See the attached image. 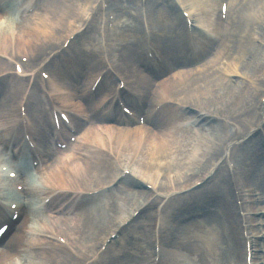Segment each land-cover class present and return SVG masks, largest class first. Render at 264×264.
<instances>
[{
  "label": "bare ground",
  "instance_id": "6f19581e",
  "mask_svg": "<svg viewBox=\"0 0 264 264\" xmlns=\"http://www.w3.org/2000/svg\"><path fill=\"white\" fill-rule=\"evenodd\" d=\"M72 1L74 0H52L47 5L40 6L34 15L16 21L5 16L2 10L3 0H0V68H2L0 73L9 69L4 57H6L7 52H11L14 48L17 49V52L28 53L34 60L38 48L41 47L40 52L45 51L49 42L58 43L61 40L63 41L64 36H69L71 32L77 31L78 26L82 22L80 12L85 15L91 0H81L82 8H78ZM236 1L228 0L227 17L221 46L206 64L193 70L186 69L189 61L199 59L202 53L199 52L196 58L189 60L190 52L186 51L187 45H185V39H183L184 34L179 29L180 23L178 21L176 23L170 22L172 19L162 11V14H159V20L164 30L166 47L164 57L166 58L167 56L165 66L157 74L147 73L146 75L136 76L129 72V63L127 66H119L117 63L111 62L116 69L117 75L122 77L129 89L135 88L140 92L142 90L144 92L146 88L153 89L150 105L162 106L152 118V122L148 120L147 128L145 129L134 128L128 133L120 131L119 126L116 125V119H112V114L118 113V110L115 108L113 112L111 111V102L108 104L106 102V105L102 107L103 102L106 101V98L112 93L114 88H112V81H110L112 78L103 71L107 69L108 65L106 66L102 63L100 57L98 59L96 52H82V54L90 55V57L96 55L97 59L93 57L88 63L79 66L78 70L71 68L68 71V73L72 72L71 77L70 75H64L67 71H58V76H60L59 78L54 77V79L59 87H57L55 92L51 91L52 93L48 92L47 94L49 102L51 100L54 108L60 109V104H64L67 109H75L83 116L89 110L93 117L101 120L100 122L115 123V126L100 127L98 133L103 132L105 134L104 137H100L93 129L87 128L82 134V141L74 146L76 151L84 152V156H74L70 152L60 153L56 157L50 158L44 167L43 164L35 170V182L32 183V186L22 181L23 186H25L28 204L22 203L21 215L23 220L6 243V248L0 249V252L5 251V254L0 256V264H14L15 260L21 261L22 264H98L97 262H87L84 257L86 248L83 246L82 241H92L104 234L103 237L108 238L116 229L114 225L119 222L123 223L131 214L129 212L135 205H137V208L143 202H146L148 197L153 196L144 191L131 190L133 185L137 183L142 185V182H144L150 186H155L156 191L163 189L166 192L177 191L182 193L185 192V189L189 190L192 187L193 183L191 184V181L194 177L199 176L195 181H201L204 180V175H208L207 173L209 172L198 175L200 170L206 166L207 158H212L207 165V169H210L209 165L211 162L220 160L225 154L234 155L226 147V142L229 139H226L228 132L226 133L225 124L221 122L218 125L214 124L215 118L220 115V113L215 115L216 112L225 108L231 110L236 106V110L230 111V114L234 117V120L241 123L243 131H247L249 125L254 127L257 124V120L251 115L252 106L246 107V103H251V101L248 94L245 96L243 90L245 83H230L229 80H224L222 75L227 74L237 77L238 74H241L239 71L231 69L228 62L233 59L238 61V64L241 63L240 59L244 58L245 53L240 49L241 46L239 44L249 39L250 42L253 41L256 39L254 38L255 35L258 37L259 34L255 31L259 23L257 19L260 18L261 11L264 12V2L260 0H242L243 5L240 6L235 4ZM218 2L219 0H204L205 4L199 6L198 15H191L193 23L214 31L215 27H217L213 19L217 16V13L214 12V7L218 8ZM242 7L251 8L252 11L259 10L254 13H243L241 11ZM188 9L193 14L191 8L188 7ZM231 12L234 16L239 14L237 21L245 23V30L236 34V39L239 43L237 46L240 50L233 53L234 50L232 48V52L226 54L223 45L226 41L225 34L227 35L229 31L228 15ZM14 26L18 31L15 40L9 35V29ZM131 28L133 29V38L121 40L118 51L124 52V56H128V60H131L140 68H145L146 62L143 56L145 41L136 26ZM192 34L195 40L194 47L204 48V43L201 42V40L205 41L204 36L194 29ZM251 48L256 50L252 46ZM112 57L116 58L114 55ZM261 58L258 57L252 62L253 69L256 70V66H262L264 69V57L262 56ZM224 59L227 61H223ZM162 64L163 61L156 66L157 69ZM100 73H103V81L96 92L91 94L90 88L94 79ZM163 73L164 76L157 78L158 75ZM73 76L76 79H72ZM15 81L22 82L18 79H15ZM256 82V86L254 85L256 89L254 88V90L258 92L262 85L260 81L256 80ZM197 84L200 89L198 94H194L191 89L194 86H198ZM23 88V86L18 87L17 94L10 106H6V109H0V155L11 149L19 156L31 155L24 143L14 142L17 136V129L23 127L18 119V101L23 93ZM35 95L36 93L34 92L27 106L30 111L29 119L32 124V132L34 134L35 130L39 135L45 137L43 134V120L46 113L41 109L40 100H38V107H29L32 104L31 100L36 99ZM235 99L240 100L237 102ZM243 99L244 101H242ZM22 100L19 106L23 102L24 105H27V99L22 98ZM240 101L242 105H240ZM244 102L246 103L244 104ZM215 103L218 104L216 105ZM219 103L223 104L222 107L219 106ZM229 103L232 106H227ZM210 104L212 105L210 106ZM189 107L195 108L196 111L191 112ZM107 111H109L108 114H105ZM197 111H200V113L198 114ZM230 114L226 116H230ZM221 115H225V113H221ZM207 116L210 118L207 119ZM243 122L248 123L245 130L243 129ZM182 124L200 125V127L198 130H184L182 129ZM74 125L75 129L80 131L81 126H83V120L74 121ZM204 127L207 128L205 129ZM44 142L47 145L46 147H48V143L45 140ZM96 147L107 151L108 154L110 153L114 158L113 163L109 155L96 152ZM203 159L205 161L202 163ZM116 161H118L119 165L116 164ZM125 170H133L140 181L130 183L129 176H125L122 180L116 182L119 175ZM159 170H163L165 175H172L169 185L160 184L158 178L153 175ZM241 172L245 176V180L249 179L256 188L264 189V154L258 152L248 155L246 160H243ZM20 174L21 179L24 180V170L20 169ZM116 184L119 186L122 184L123 186L119 190L123 189L125 191L124 197L120 199L122 206L112 202L106 203V206L100 209L90 210L87 207V192L97 191V195H100L106 191L110 192L112 188H119L116 187ZM0 185V195L5 197L3 188H8V184ZM212 195L215 196L213 190ZM48 197H51V201L47 208L52 214L75 213L77 215L75 216L76 218L37 220L32 214L34 212L33 209L41 206ZM140 200L142 202L138 204ZM211 203H215L218 207V210L209 211L207 209L206 214L209 213L208 217L211 216V221L208 220L205 211L203 212L202 210H200L202 213L201 217L197 218L192 216L193 209L182 212L183 215L180 217V219L182 218L181 229L186 236H183L186 241L184 259L170 262L162 252L159 257V264H244V247L242 245L241 251L239 240H236L234 247L231 249H229L230 247H227V249L223 247L226 243H224L225 240L222 234L228 235L229 221L226 213L230 207H227L226 201H210ZM160 204L159 196L154 195V199L146 208L154 205L155 212H158L157 208L160 207ZM181 205L182 208H191L188 203H181ZM175 207V210L179 212L180 208L177 205ZM211 207H214V205ZM260 209L257 211L253 210V213L259 215V218H264V208ZM161 210L164 211V207ZM140 215L141 213L137 217ZM8 216L9 211L4 205L0 204V223L5 221ZM28 216H33L32 222H35V226L27 227L30 223L28 222ZM196 216H199V213H196ZM258 225L263 227L264 223ZM154 227V224L147 223L150 233ZM28 229L37 235L34 239L25 234ZM47 230H50V233L56 232L58 235L57 231L61 232L64 235L63 238L65 239L66 237L68 242L70 238H73V245H75L74 254H66L62 259L61 246L43 236ZM159 230H163V228H159ZM148 231H143V237L145 236L146 240H148ZM211 234L216 235V237H212ZM257 236L255 235L251 241L252 257L250 263L264 264V260L262 262L257 261L259 259L257 247L263 246V244L253 246L257 243L259 238ZM259 239L264 241V236ZM41 244L44 245L45 249L38 251L37 248ZM127 244L130 246L129 251L123 249V247L120 248L114 255L109 257V263L112 264L116 255L122 254L125 256L118 263L132 264L133 258L137 257L134 252H137L140 248H138L139 246L136 243L128 242ZM260 251L264 252V247H261ZM139 252L141 253V251ZM222 257H227L228 262L224 263L221 260ZM135 264L138 263L136 262ZM145 264H153V262L147 263L146 261Z\"/></svg>",
  "mask_w": 264,
  "mask_h": 264
},
{
  "label": "rangeland",
  "instance_id": "374dc122",
  "mask_svg": "<svg viewBox=\"0 0 264 264\" xmlns=\"http://www.w3.org/2000/svg\"><path fill=\"white\" fill-rule=\"evenodd\" d=\"M80 1L81 0H75L74 1V5L78 6V8H82L83 7V5L81 4ZM95 1L96 0H91L90 5L92 3H94ZM111 1H115V0H111ZM260 1L261 2H264L263 0H260ZM139 2H140V0H135L134 2H132V0H129L128 2H126V0H121V2H120L121 9L119 11L113 10L114 13H115V15H116V26L119 27L120 25H125V22L128 21V18H131L133 21L132 20H130V21L133 24L135 22V25H136V21L132 18V16H130L129 13H131L130 9H132V10L135 11V14L138 15V17L140 16V13H139ZM148 3H149V7H150V12L153 15H154V12H156L157 10H159V7H156V4L160 3L161 4L160 6L162 7L164 13H166V8L168 6L169 7V10H170L169 13H170L172 19L176 18V21H177V19H179V15H177L175 13L174 8L173 9L171 8V6L168 4V1L167 0H148ZM235 4L237 6H240V5H243V2H242V0H240L237 3H235ZM214 9H215V7H214ZM241 9H242L241 11L243 13H254V12H257L259 10V9H257V11H252L251 8L246 9L245 7H242ZM194 12L195 13H198L197 7H194ZM174 14H175V16H174ZM238 15L239 14H237L236 16H234V14H232V12L229 14V31L227 32L226 40H227V42H229V46H231V50L233 48V50H234L233 53H235L236 51H239L241 49L245 53V56H244L243 59H240V61H241L240 64H238V61L233 60L232 58H228V59H232L230 61H234L235 62V65L238 64V66L241 67V70H242L241 73L244 76H247L251 81L254 80V83H250L249 84V83L245 82L241 78V74L239 75V77H233V78H231L232 79V82H236V83L238 82V83H243V84L245 83V85L243 87L244 88L243 90L245 92V96L248 94L249 97H250L249 100L251 101V103H248V104L246 102H244V104L246 103V107H248L250 105L253 106V105L258 104L259 103V98H264V91H263L264 90V69L262 68V66L261 67L256 66V70H257L256 71L252 67V62L255 59H258V57L261 58L262 56L264 57V54H263L264 53V12L261 11L260 18L258 17L259 19H257V20H259V23L257 24V26L255 28V31L258 32L259 35L257 37L258 39H254L253 40V41H255V43H253V41H251L252 42L251 43L249 41L250 39L248 41H245L244 43H242L243 41L242 42L240 41L241 42L240 44L235 42V41H237V39H236V36L237 35L236 34H238V33H240V32H242V31L245 30L244 29L245 28V23L244 22L242 23L241 21L240 22L237 21L239 19V18H237ZM81 17H82V14L80 12V18ZM158 17H159L158 14L155 13L153 20L156 21V18H158ZM141 19H143V18L141 17ZM136 20L138 21V18ZM130 21H128V22H130ZM139 21H140V18H139ZM247 23H251V22H247ZM92 24H94L97 27L96 29H98V30H96V31L91 30V32H87L86 35L83 36L82 38L75 39L72 42L71 46H70L71 52L78 53V50L79 51L80 50L81 51H84V50L89 51V50H91L93 52H96L98 54L97 56L99 58V57H101L100 56L101 55V48L105 47L108 50V45L112 44L111 41L108 42V41L103 40L104 45L101 46V44H99V36L101 34L102 35L104 34V29H102V24L100 23V20L97 19ZM144 27H146V26H144ZM181 27L184 30V26L182 25ZM142 28H143V25H142V23L140 21V27H139V29L142 31ZM128 30H132L133 31L132 28H129ZM132 31L125 32V31H122L119 28V30H118V32L116 34H119V40H120V38H121V40H130V39L133 38ZM120 33H122V34H120ZM145 33H147V32H145ZM254 38H256V35H255ZM92 40H93V43H92ZM60 43H61V41L57 43L58 47L60 46ZM237 44H239L241 46L240 49L238 48ZM251 46L254 47V48H256V50H253L251 48ZM40 48H38L36 50V53H35V55H36L35 61H39V59L37 57H41V59H43L45 57L43 55L44 54V51L40 52V50H41ZM230 52H232V51H230ZM94 56H96V55H94ZM63 58H64V62H65V56ZM107 58H108V53H107ZM223 61L226 62L227 60L224 59ZM254 75H255V77H254ZM256 80L260 81L261 82L260 84L262 85L261 86L262 89L260 88V91H258V92H256V90H254V88H255L254 85L256 86L255 83H257ZM13 92H14V90L13 91L11 90V92H10L9 89H2L1 90V88H0V103H2V106H0V108H4V107L7 106V104L10 103V101H8V99H6V98H9V99L14 98ZM41 95H42V93H41ZM235 100L238 102L240 99L239 100L238 99H235ZM242 101H244V99ZM239 103H240V105H242L241 101ZM215 104L217 105L218 103H215ZM211 105L212 104H210V106ZM222 105L223 104H220L219 103V106L222 107ZM227 106H232V105H230V103H229ZM261 107H264V105L261 104ZM232 110H236V106L234 108H232L231 110L228 109V108L220 109V110H218L216 112L215 115H217V113L230 114L231 113L230 111H232ZM230 116H231V114H230ZM231 129H232V127H228V131L227 132H229L230 134H233L231 132ZM253 143L248 144L247 147H249ZM236 158H237L238 163H240V160L242 161V159L244 158L243 152H240V150H239V152H236ZM211 159L210 158H207V160H206V166L203 169L200 170V173L198 175H201L207 169V165L211 161ZM204 161H205V159L202 160V163ZM224 176H225V169L224 168L218 169L216 171V173L214 174L213 178L209 180L210 182H208L202 189L198 190L197 192L202 191V193H203V190L204 189H207L209 187H212L213 188V186L215 187L219 183H222L223 184L224 189L222 188V194L224 195V199L226 200V202H228L229 205H231V211L229 212V215L228 216H229V220H230L229 230L233 231V232H231V235H233V236H231L230 233L228 234L229 243H230L231 241L234 242V237H235L234 234H235V232H236V238H238V239H240V234H239V230L238 231L236 230V228L238 229V226H237L238 225V219H237L238 213L236 215L235 208H234L235 203H234L233 188L231 189V188L228 187L227 183L225 184V182L223 180V177ZM198 178H199V176L198 177H194L193 181H195ZM212 188H211V190H212ZM261 192H262V190H261ZM122 194L123 193L121 191L120 192H114L112 195H110V196H108L106 198H103V197L102 198H99L96 201V203L94 201L93 204H95L97 207L101 208L106 202H113V201H115V202H117L120 205V200L119 199L122 198V197H124L125 192H124L123 195ZM195 195H197V194H195ZM116 197H118V199H116ZM135 207L136 206H134V208ZM94 208H96V207H94ZM30 219H31V217H30ZM146 222H147V218L146 219L141 218L139 221L135 222L132 227H130L128 229V231L125 233V236L128 237V235L129 234H132V233H137V235L140 234L141 228H142V226L144 224H146ZM150 222H151V220H150ZM177 229H178V227H177ZM102 237L103 236H100L99 238L102 239ZM233 242H231L230 244L232 245ZM93 243L94 242H92V244ZM151 246L152 245L150 244L149 246H147V248H150V250H151ZM147 250H149V249H147ZM63 257H65L64 254L62 255V259H63ZM222 259H223V262L224 263L228 262V259L227 258H222Z\"/></svg>",
  "mask_w": 264,
  "mask_h": 264
}]
</instances>
